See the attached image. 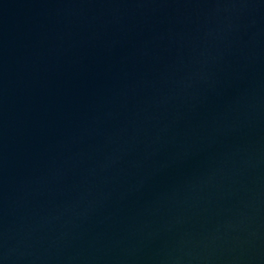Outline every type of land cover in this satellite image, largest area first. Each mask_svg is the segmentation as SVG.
Returning <instances> with one entry per match:
<instances>
[{
    "label": "water",
    "instance_id": "1",
    "mask_svg": "<svg viewBox=\"0 0 264 264\" xmlns=\"http://www.w3.org/2000/svg\"><path fill=\"white\" fill-rule=\"evenodd\" d=\"M0 264H264V0H0Z\"/></svg>",
    "mask_w": 264,
    "mask_h": 264
}]
</instances>
